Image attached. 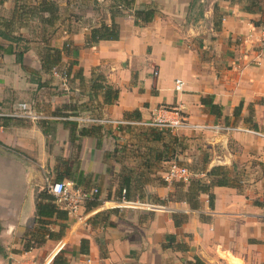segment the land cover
<instances>
[{
  "label": "crops",
  "instance_id": "obj_1",
  "mask_svg": "<svg viewBox=\"0 0 264 264\" xmlns=\"http://www.w3.org/2000/svg\"><path fill=\"white\" fill-rule=\"evenodd\" d=\"M41 1L0 0V264H20L27 246L35 264L56 256L57 264H264V137L59 119L150 121L166 108L191 123L264 133V54L256 42L264 10L217 0L206 13L222 18L207 24L192 17L204 0H135L114 18L119 40L87 46L92 29L112 24L113 0H48L52 12ZM146 7L157 15L137 25L134 11ZM49 49L62 51L66 85L45 68ZM19 103L52 119L7 116ZM172 162L199 175L193 179L225 172L227 183L211 190L213 206L202 194L196 209L169 201L178 212L119 207L123 197L172 199L177 182L165 181ZM47 174L97 189L101 205L85 204L77 215L58 207L60 215L39 219ZM175 215L186 218L179 227Z\"/></svg>",
  "mask_w": 264,
  "mask_h": 264
},
{
  "label": "built area",
  "instance_id": "obj_2",
  "mask_svg": "<svg viewBox=\"0 0 264 264\" xmlns=\"http://www.w3.org/2000/svg\"><path fill=\"white\" fill-rule=\"evenodd\" d=\"M261 48V55L264 54V25L260 27V34L257 38ZM260 55V56H261ZM260 63V61L258 62ZM52 74L55 78L59 79L63 84H67L69 81V75L66 69L55 67L52 70ZM184 82L180 79L176 80L177 91L183 89ZM157 116L150 121L141 120H125V119H112L107 116H96L92 113H77L68 117H60V120L76 122L83 127H116L120 129L122 127H149L158 128L169 131H181V130H195L204 132H214L216 134L244 131L260 137H264V133L254 129H244L235 126H226L220 124H195L188 121L180 112L179 109H160ZM7 116L12 118L28 119L33 121L50 120L52 117L44 113H37L27 103H19L17 109ZM199 175L192 174L185 166L180 165L177 162H172L169 166L165 181L167 183L182 182L188 183L192 177ZM46 191L55 198V203L58 207H61L69 215H77L82 207L88 202L94 201L99 194L97 189L84 190L82 188H76L73 182H58L53 180L48 174L45 176ZM264 203V192L261 196ZM121 208H134L141 211H172L178 212L172 204L160 205L153 203H141V202H129L123 197L119 202ZM32 251V250H31ZM31 251L25 252V259L21 264H35V261L30 257Z\"/></svg>",
  "mask_w": 264,
  "mask_h": 264
},
{
  "label": "trees",
  "instance_id": "obj_3",
  "mask_svg": "<svg viewBox=\"0 0 264 264\" xmlns=\"http://www.w3.org/2000/svg\"><path fill=\"white\" fill-rule=\"evenodd\" d=\"M196 1V0H195ZM114 2V8H113V22L110 26L108 25H102L98 28H94L91 31L90 37L87 42V46H92L95 44H98L101 41H117L120 38V27L115 22V17L123 15V11L132 10L134 6L135 0H113ZM261 1L255 0V5H260ZM24 4V3H23ZM51 1L48 0H42L40 2V7L42 11H48L55 8ZM24 6V5H23ZM54 7V8H53ZM157 15L156 9L153 7H146L144 9H138L134 11V17L136 19V24L140 25H146L153 21L155 16ZM258 26H263L264 23L258 24ZM76 53V51H75ZM74 53V54H75ZM49 56L47 59L44 60L45 68L52 72V70L55 67H58V65L61 62V54L62 51L56 50V49H49ZM68 72V71H67ZM69 75V73H68ZM225 173V172H224ZM220 168L212 169L206 173L207 180L203 179H193L190 181L189 186L187 189L185 188V185L182 182H177L175 185V195L172 197V199H169L166 201H157L156 204L160 205H168L169 201L172 202H184L186 204H189L192 209H196L199 206V198L202 194H206L209 196L210 205H214V195L211 192L213 186H223L227 182L224 180V174ZM219 177L217 180L213 181L211 178ZM212 180V181H211ZM76 188H78L75 185ZM155 204V203H154ZM101 205V201L99 200V194L97 195V198L94 201L86 203L87 210H92L93 208H97ZM62 211L58 208V206L55 203V198L48 193L47 191L40 193L37 196V216L39 219L41 218H52L54 214L61 213ZM182 216H174L175 226L179 227L181 224L186 220V218H181ZM1 231V230H0ZM170 239V237H169ZM34 248L32 246L25 247L24 251L28 252L33 250ZM58 256H56L53 260V264L58 263Z\"/></svg>",
  "mask_w": 264,
  "mask_h": 264
},
{
  "label": "rangeland",
  "instance_id": "obj_4",
  "mask_svg": "<svg viewBox=\"0 0 264 264\" xmlns=\"http://www.w3.org/2000/svg\"><path fill=\"white\" fill-rule=\"evenodd\" d=\"M215 1H217V0H204L203 2H200V3L198 2L197 3L195 14H193V16H192L194 19L197 20L196 21L197 23H199V22H207V24H208L209 22H211V19L212 20L215 19L216 21L221 20L222 17H221L220 14L216 13V14H213V16H211V11L209 13H206L209 10H211V7L213 8V4L215 3ZM239 1L241 3H243L244 5H247V6H249V8H252L254 10L255 9L256 10H259V9L264 10V0H260L261 1L260 5L262 4L261 6L255 5V0H239ZM199 10H200V12H202V14L200 12H197ZM205 14H206V16L208 18H205ZM194 15H196V17H194ZM207 24H205V26ZM256 42H258V41L256 40ZM258 44H259V42H258ZM22 261L23 260H20L19 263L21 264Z\"/></svg>",
  "mask_w": 264,
  "mask_h": 264
}]
</instances>
